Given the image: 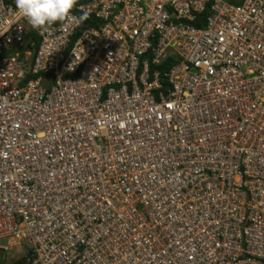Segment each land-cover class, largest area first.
Returning a JSON list of instances; mask_svg holds the SVG:
<instances>
[{"label": "built area", "instance_id": "built-area-1", "mask_svg": "<svg viewBox=\"0 0 264 264\" xmlns=\"http://www.w3.org/2000/svg\"><path fill=\"white\" fill-rule=\"evenodd\" d=\"M22 257L264 264V0H76L0 36V262Z\"/></svg>", "mask_w": 264, "mask_h": 264}, {"label": "clouds", "instance_id": "clouds-1", "mask_svg": "<svg viewBox=\"0 0 264 264\" xmlns=\"http://www.w3.org/2000/svg\"><path fill=\"white\" fill-rule=\"evenodd\" d=\"M15 13L3 23H0V36L10 30L13 24L25 19L33 29L50 26L56 22H64L70 18V13L76 0H14ZM87 14L79 17L83 22Z\"/></svg>", "mask_w": 264, "mask_h": 264}, {"label": "trees", "instance_id": "trees-1", "mask_svg": "<svg viewBox=\"0 0 264 264\" xmlns=\"http://www.w3.org/2000/svg\"><path fill=\"white\" fill-rule=\"evenodd\" d=\"M198 26H201V23L197 24ZM0 264H3L2 262H0ZM8 264H29V262L27 261L26 258L22 257L16 260H13L12 262L8 263Z\"/></svg>", "mask_w": 264, "mask_h": 264}]
</instances>
